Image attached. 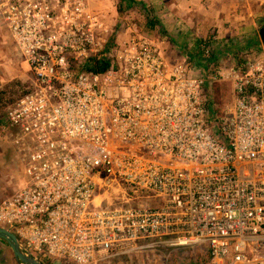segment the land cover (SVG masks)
Masks as SVG:
<instances>
[{
  "label": "built area",
  "instance_id": "built-area-1",
  "mask_svg": "<svg viewBox=\"0 0 264 264\" xmlns=\"http://www.w3.org/2000/svg\"><path fill=\"white\" fill-rule=\"evenodd\" d=\"M0 11L31 73L3 126L29 180L0 200V226L28 253L264 264L262 41L228 68L202 67L169 61L156 38H110L86 0H0ZM221 80L226 106L209 91Z\"/></svg>",
  "mask_w": 264,
  "mask_h": 264
},
{
  "label": "rangeland",
  "instance_id": "rangeland-1",
  "mask_svg": "<svg viewBox=\"0 0 264 264\" xmlns=\"http://www.w3.org/2000/svg\"><path fill=\"white\" fill-rule=\"evenodd\" d=\"M120 1L86 0L90 9L108 28L110 38L120 41L139 35L159 39L164 42L163 48L171 62L186 54L194 66L228 68L233 65L238 53L254 48L257 39L262 41L260 30L264 26V0H207L202 9L196 8L192 12L184 9L182 17L187 20L183 23L189 24V27L180 24V33L175 34L170 32L171 26L167 18L169 11L160 6L163 0H137L140 6L124 14L119 13ZM183 1L187 4L190 0ZM150 8L154 9L152 16L148 11ZM188 12L191 13L187 16ZM153 17L158 23L151 26L150 19ZM206 40L211 45L214 60L206 61L207 58L201 52L199 43ZM0 58L3 69L0 84V147L3 150L0 154L1 200L22 189L29 180L25 172V161L14 148L12 135L4 131L3 126L8 110L21 98L31 78L1 11ZM211 88L219 105L226 106L232 102L233 87L229 80H221L212 84ZM189 250L190 259L205 261L206 258L201 259L198 248ZM0 264H17L12 248L1 238Z\"/></svg>",
  "mask_w": 264,
  "mask_h": 264
},
{
  "label": "crops",
  "instance_id": "crops-1",
  "mask_svg": "<svg viewBox=\"0 0 264 264\" xmlns=\"http://www.w3.org/2000/svg\"><path fill=\"white\" fill-rule=\"evenodd\" d=\"M205 2H207V0H192V1L190 0L187 4H184L183 0H163L162 2H160L161 8H163L166 11H169L167 13V18H168V20H169L168 22L171 26L170 32L172 34L180 33V30H178L179 29L178 27L180 26V24H183V26H185V27H189V24L187 25V24L183 23V21L187 20V19L184 20V18L182 17L184 15V14L182 15L184 9H188L191 12L193 10H195L196 8L202 9L205 6ZM185 5H188V6L185 7ZM191 12H188L187 16ZM181 35H183V34H181ZM1 65L2 64L0 63V84L2 83L1 71L3 70ZM2 151L3 150H1V147H0V154ZM17 264H19V263L17 262Z\"/></svg>",
  "mask_w": 264,
  "mask_h": 264
},
{
  "label": "water",
  "instance_id": "water-1",
  "mask_svg": "<svg viewBox=\"0 0 264 264\" xmlns=\"http://www.w3.org/2000/svg\"><path fill=\"white\" fill-rule=\"evenodd\" d=\"M261 40L264 43V26L260 30ZM0 238L8 243L14 252V256L19 264H45L39 258L28 253L15 233L5 227L0 226Z\"/></svg>",
  "mask_w": 264,
  "mask_h": 264
},
{
  "label": "trees",
  "instance_id": "trees-1",
  "mask_svg": "<svg viewBox=\"0 0 264 264\" xmlns=\"http://www.w3.org/2000/svg\"><path fill=\"white\" fill-rule=\"evenodd\" d=\"M140 6V2H138L137 0H121L120 1V5H119V13L120 14H124L126 13L128 10H132V9H137L138 7ZM149 11V15H153L154 14V9L153 8H150L148 9ZM150 23H151V26H154L158 23V20H156L154 17L150 19ZM261 43V41L259 39H257L255 41V47L258 46L259 44ZM254 47V48H255ZM249 49H252V48H249ZM213 58H215L214 54H212L211 56V60H214ZM208 61V60H206ZM109 66V63L106 61L101 64H98L96 66V68H94L95 70L94 71H97V72H101V71H104L108 68ZM212 89L213 88H209V91L210 93H213L212 92ZM47 264H51L50 262H48Z\"/></svg>",
  "mask_w": 264,
  "mask_h": 264
}]
</instances>
